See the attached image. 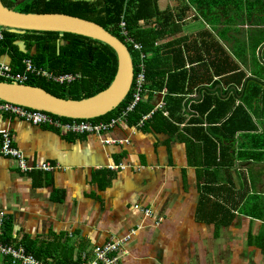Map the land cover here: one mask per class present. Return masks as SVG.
Returning a JSON list of instances; mask_svg holds the SVG:
<instances>
[{"label": "crops", "instance_id": "crops-1", "mask_svg": "<svg viewBox=\"0 0 264 264\" xmlns=\"http://www.w3.org/2000/svg\"><path fill=\"white\" fill-rule=\"evenodd\" d=\"M182 1L162 0V9ZM204 4L216 7L210 19L220 17L221 27L230 15L242 30H264V0ZM201 28L190 18L180 34ZM12 60L10 51L0 57V62ZM161 96L155 92L154 105ZM259 103L250 107L236 98L235 106L243 105L250 122L230 141L220 127L231 114L210 123L208 115L190 108L168 134L130 127L127 120L101 135L73 134L0 113V132H10L31 166L59 167L22 173L1 153L0 133V213H6L11 243L29 245L31 254L48 264H89L94 248L134 231L120 264H264ZM121 165L126 168L110 169ZM0 264L13 263L0 255Z\"/></svg>", "mask_w": 264, "mask_h": 264}, {"label": "trees", "instance_id": "trees-1", "mask_svg": "<svg viewBox=\"0 0 264 264\" xmlns=\"http://www.w3.org/2000/svg\"><path fill=\"white\" fill-rule=\"evenodd\" d=\"M2 1L6 7L13 9L7 0ZM19 12L66 14L95 21L126 43L137 70L139 52L126 42L119 27L122 20L126 22L129 34L142 44L143 51L147 54L145 89L149 94L146 96L145 93L128 114L127 122L130 127L136 126L154 110V94L162 88L166 89L164 101L168 117L156 110L144 123V130L172 133L176 130L174 122L181 121L179 114L184 112L183 108H190L201 116L208 115L207 121L210 123H220L213 121H220L231 114L220 127L230 141L237 129L247 127L250 122L243 105L235 106V100L239 97L250 107L259 100L261 118L264 119V30L249 28L250 33L244 34L242 32L245 30L230 15V20L223 22L226 26L221 27L220 17H216L215 21L210 19L215 15L216 7L205 6L204 0H184L173 8L165 9L159 8V0H37ZM190 18L199 20L202 28L193 35L180 34L182 23ZM210 23L213 29L207 26ZM248 25L253 26L254 23ZM3 29L0 57L5 51L11 52L13 60L10 64L14 72H23V59L30 57L37 67L53 75H76L72 82L60 83L41 75L30 74L29 79L23 82L25 84L43 87L63 98L79 99L107 88L116 75L117 53L100 40L72 32L49 30L18 34ZM217 32L234 44L233 50L219 41ZM20 41L24 42L23 47L17 43ZM33 47L35 51L32 53ZM0 80L5 78L0 77ZM218 84L222 86L213 90ZM194 91L202 93V97L186 99V95ZM133 93L132 86L116 108L89 121L109 122L117 118L132 102ZM191 99L195 102L189 103ZM240 112L243 113L238 114ZM238 115L241 116L239 121ZM52 116L64 122L80 121ZM249 127L252 128L253 125L250 123ZM260 139L264 147V136H260ZM6 225L0 240L11 243L12 237L8 232L10 224L9 228ZM23 245L29 253H33L29 245Z\"/></svg>", "mask_w": 264, "mask_h": 264}, {"label": "built area", "instance_id": "built-area-1", "mask_svg": "<svg viewBox=\"0 0 264 264\" xmlns=\"http://www.w3.org/2000/svg\"><path fill=\"white\" fill-rule=\"evenodd\" d=\"M120 31L123 36L126 38V42L133 45V48L139 52V58L137 63V70H135V75L133 79V100L129 105L122 110V113L117 117L112 119L109 122H92L89 120H80V121H72V122H64L61 119H56L53 114L45 112V110L31 108L26 105L18 104L12 101L4 100L0 98V113L8 114L13 117H17L19 119L26 120L35 126L47 125L54 129L64 130L67 133L73 134H96L101 135L104 131L109 130L110 128L117 125L118 122L122 120H127L128 114L132 112L135 108L136 104L142 99L145 89L146 82V65L145 59L147 54L143 51V46L140 42L135 41V39L129 34L126 26V22L122 20L119 24ZM3 28H0V39H3ZM23 64L25 66V70L23 72H14L11 64L6 62H0V77L5 78L6 81H17L24 82L29 79L30 74L41 75L47 77L48 79H54L60 83H70L75 80L76 75L72 73H66L61 75H53L45 69L37 67L33 60L30 57L23 59ZM161 98L157 101V104L154 107V110L146 116L138 123V126L141 127L144 123L151 118V116L156 112V110H160L164 117H168V112L165 109V101L164 95L166 93V89L162 88L160 91ZM197 95V91L194 93H189L187 96H191V98H195ZM184 112L185 109L183 108ZM76 120V119H74ZM2 149L1 153L9 159H13L17 162L18 168L22 173L31 172L35 169L42 171H54L59 167L53 165L52 163L46 162L41 165H37L36 167L31 166L28 163V160L25 157V154L14 144V139L9 131L2 130ZM113 140H106V143H111ZM115 141H113L114 143ZM121 143H127L128 141H120ZM112 170H118L119 168L125 169L126 166H110ZM144 209V208H142ZM146 214L150 215L151 210L145 209ZM5 220L6 213L5 211H1L0 213V237L4 235L5 228ZM135 232L131 231L130 234L121 237V238H113L109 242L97 246L93 250V257L89 261V264H120L121 260L126 253V246L129 241L132 239L133 234ZM0 255L9 257L13 264H48L38 260L33 254L29 253L25 246L19 244H12L3 242L0 240ZM87 264V263H83Z\"/></svg>", "mask_w": 264, "mask_h": 264}, {"label": "water", "instance_id": "water-1", "mask_svg": "<svg viewBox=\"0 0 264 264\" xmlns=\"http://www.w3.org/2000/svg\"><path fill=\"white\" fill-rule=\"evenodd\" d=\"M0 27L18 34L25 31L50 30L85 35L110 45L118 57V69L113 81L107 88L92 96L79 99L63 98L40 86L0 80V98L4 100L42 109L58 117L90 120L111 112L124 100L132 88L135 67L128 46L95 21L66 14L22 13L6 7L0 0ZM17 43L24 46L23 41ZM62 43L65 44V41ZM221 86L222 84H218L217 87ZM217 87L212 89L216 90ZM201 96L202 93H199L197 98L200 99Z\"/></svg>", "mask_w": 264, "mask_h": 264}, {"label": "rangeland", "instance_id": "rangeland-1", "mask_svg": "<svg viewBox=\"0 0 264 264\" xmlns=\"http://www.w3.org/2000/svg\"><path fill=\"white\" fill-rule=\"evenodd\" d=\"M11 1L13 2V4H15L13 9H15L16 11H23V10H25L27 8L28 5L32 4L31 0H22V1H20V0H11ZM159 2H161L160 9L164 8V2H162V0H159ZM193 26L197 27V26H199V24H195ZM0 28H2V27H0ZM242 33H244V34L250 33V30H245ZM217 37H218L220 42H222L224 44H227V47L230 50L234 49V44L229 39H226L221 33L217 32Z\"/></svg>", "mask_w": 264, "mask_h": 264}]
</instances>
